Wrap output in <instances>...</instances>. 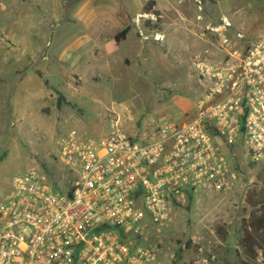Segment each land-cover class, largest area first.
Wrapping results in <instances>:
<instances>
[{
  "label": "rangeland",
  "instance_id": "1",
  "mask_svg": "<svg viewBox=\"0 0 264 264\" xmlns=\"http://www.w3.org/2000/svg\"><path fill=\"white\" fill-rule=\"evenodd\" d=\"M262 35L264 0H0V200L35 166L68 171L57 139L69 129L100 138L112 120L139 135L187 121L204 93L191 59ZM233 163L232 193L191 198L150 235L153 264H264L263 251L251 260L241 245L264 161Z\"/></svg>",
  "mask_w": 264,
  "mask_h": 264
},
{
  "label": "built area",
  "instance_id": "2",
  "mask_svg": "<svg viewBox=\"0 0 264 264\" xmlns=\"http://www.w3.org/2000/svg\"><path fill=\"white\" fill-rule=\"evenodd\" d=\"M228 43L191 59L204 93L187 121L139 135L112 120L100 138L69 129L57 139L66 173L16 176L0 200V264H153V232L193 197L232 193L239 154L264 161V35Z\"/></svg>",
  "mask_w": 264,
  "mask_h": 264
},
{
  "label": "trees",
  "instance_id": "3",
  "mask_svg": "<svg viewBox=\"0 0 264 264\" xmlns=\"http://www.w3.org/2000/svg\"><path fill=\"white\" fill-rule=\"evenodd\" d=\"M153 4L154 2L150 3V5ZM129 32L130 27L123 29L115 36L116 42L124 41ZM236 169L240 175L237 166ZM250 198L248 205L255 207V209L252 211L248 224L243 230L244 236L241 245L243 246L247 257L251 260H255L259 255V251L264 252V187L260 188V190H256Z\"/></svg>",
  "mask_w": 264,
  "mask_h": 264
},
{
  "label": "crops",
  "instance_id": "4",
  "mask_svg": "<svg viewBox=\"0 0 264 264\" xmlns=\"http://www.w3.org/2000/svg\"><path fill=\"white\" fill-rule=\"evenodd\" d=\"M127 36H128V35H127ZM125 40H126V39H125ZM206 42H208V40H206ZM208 43H209V42H208ZM215 50H216L217 52L214 53V55H212V56L217 57V55H219V54H218V49H217V47L215 48ZM210 53H211V52H210ZM206 54H207V53H206ZM206 56H207V57L209 56L210 58H212L209 54H207ZM214 57H213V58H214Z\"/></svg>",
  "mask_w": 264,
  "mask_h": 264
}]
</instances>
